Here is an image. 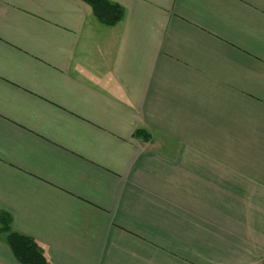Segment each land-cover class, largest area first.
<instances>
[{
	"label": "crops",
	"instance_id": "obj_1",
	"mask_svg": "<svg viewBox=\"0 0 264 264\" xmlns=\"http://www.w3.org/2000/svg\"><path fill=\"white\" fill-rule=\"evenodd\" d=\"M108 1L0 0V228L49 264H264V0Z\"/></svg>",
	"mask_w": 264,
	"mask_h": 264
},
{
	"label": "trees",
	"instance_id": "obj_2",
	"mask_svg": "<svg viewBox=\"0 0 264 264\" xmlns=\"http://www.w3.org/2000/svg\"><path fill=\"white\" fill-rule=\"evenodd\" d=\"M88 5L94 18L105 27L116 26L123 18V10L108 0H80ZM134 137L148 140L145 131L137 130ZM1 231L5 235L6 243L19 264H49L42 254L40 247L33 239L14 233L10 229L9 217H2Z\"/></svg>",
	"mask_w": 264,
	"mask_h": 264
}]
</instances>
